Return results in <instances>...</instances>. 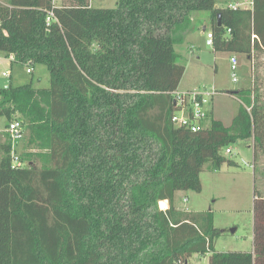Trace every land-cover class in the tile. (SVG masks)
Segmentation results:
<instances>
[{
  "label": "trees",
  "instance_id": "trees-1",
  "mask_svg": "<svg viewBox=\"0 0 264 264\" xmlns=\"http://www.w3.org/2000/svg\"><path fill=\"white\" fill-rule=\"evenodd\" d=\"M60 3H0V54L12 57L0 117L20 123L31 150L21 151L22 140L12 149L6 134L0 264H189L193 256L264 264L260 191L250 252H216L221 232L211 212L174 206L176 192L201 191L204 170L235 166L223 154L238 141L253 143L255 181L257 162L264 165V0L235 10L216 0H119L111 9ZM193 12L207 14L214 52L250 64L243 84L227 92L240 102L231 125L209 110L195 133L171 123L185 71L175 46ZM37 68L46 87L24 82ZM13 151L23 168H12Z\"/></svg>",
  "mask_w": 264,
  "mask_h": 264
},
{
  "label": "rangeland",
  "instance_id": "rangeland-1",
  "mask_svg": "<svg viewBox=\"0 0 264 264\" xmlns=\"http://www.w3.org/2000/svg\"><path fill=\"white\" fill-rule=\"evenodd\" d=\"M53 1L56 5L61 4L60 0ZM118 1L89 0V3L94 8L111 9L115 8ZM226 1L233 4L235 0ZM245 1L248 0H239V4L244 5ZM0 3L5 4L6 0H0ZM242 9L247 8L242 7ZM190 18L192 22L190 29L184 35V43L175 46L176 53L180 55V63L185 68L177 90L178 92L214 91L216 94L211 97L205 109L212 111L215 120L229 127L239 111L240 102L227 92L241 86V74L245 70H250V64L244 56H236L237 71L233 73L230 54L214 52L212 47L205 46L206 33L202 34L201 29L206 22L207 14L193 12ZM3 73L10 74L9 60L0 56V89L7 86L9 82L8 77L2 76ZM31 78L40 80L35 83V86L48 85V75L44 69L37 68L33 74L25 75L24 82ZM22 82L23 78L21 80L17 78L14 84ZM8 122L5 117H0V159L3 157L2 146L6 144ZM19 145L22 152L31 151L26 146L25 130ZM252 145V141L249 140L238 141L228 147L231 153L227 154L225 151L223 155L232 160L235 166L224 165L216 172L204 170L199 176L201 184L199 193L179 191L174 195V206L179 211L211 212L214 228L221 232L215 241L216 252H250L252 250V207L255 190L260 191L264 196V165L261 161L257 162L255 181ZM161 204L166 210L168 209L167 201L160 202L159 209ZM232 229H235L234 233H231ZM189 264H208V256L202 258L193 256Z\"/></svg>",
  "mask_w": 264,
  "mask_h": 264
},
{
  "label": "built area",
  "instance_id": "built-area-1",
  "mask_svg": "<svg viewBox=\"0 0 264 264\" xmlns=\"http://www.w3.org/2000/svg\"><path fill=\"white\" fill-rule=\"evenodd\" d=\"M231 9L241 8L239 4H230L228 5ZM52 14L50 13L46 18L47 23L51 21ZM213 36L212 32L208 31L206 33V45L209 47L213 46ZM9 63L12 61V57L8 58ZM231 70L233 73L237 71V58L232 55L231 58ZM27 73H30V70H27ZM3 77H9V73L2 74ZM235 81V80H234ZM216 93L212 92H197V91H185V92H174V112L171 116V123L176 128H183L190 132H198L206 128V124H203L202 121L205 118L206 106L209 104V100ZM6 134L12 143V149L15 148V144L23 138V131L21 130L20 123L17 121H12L8 123L6 128ZM226 153H231L230 150L226 149ZM24 167L17 154L13 151L12 153V168L21 169ZM163 206V204H161ZM160 207L161 211H165L166 208Z\"/></svg>",
  "mask_w": 264,
  "mask_h": 264
},
{
  "label": "crops",
  "instance_id": "crops-1",
  "mask_svg": "<svg viewBox=\"0 0 264 264\" xmlns=\"http://www.w3.org/2000/svg\"><path fill=\"white\" fill-rule=\"evenodd\" d=\"M6 2H7V0H6ZM234 3H237V4H239V0H235L234 2H233V4ZM231 3L229 2V3H227V1L226 0H216V5L218 6V7H226V6H228V5H230ZM244 5H240V7L242 8H250V6H251V0H248L247 2L245 1V3H243ZM208 19H206V22H205V24L203 25V27H202V29H201V33L202 34H204V33H207L208 31H210L209 30V27L207 26L208 24V21H207ZM205 46H207L206 45V40H205ZM207 47H209V46H207ZM0 56H2L1 54H0ZM232 56V55H231ZM3 57V56H2ZM241 84H243L242 83V81H241ZM178 91V90H177ZM21 143V142H20Z\"/></svg>",
  "mask_w": 264,
  "mask_h": 264
},
{
  "label": "water",
  "instance_id": "water-1",
  "mask_svg": "<svg viewBox=\"0 0 264 264\" xmlns=\"http://www.w3.org/2000/svg\"><path fill=\"white\" fill-rule=\"evenodd\" d=\"M218 20H219V17H218ZM173 105H174V104H173ZM234 232H235V229H232V230H231V233H234Z\"/></svg>",
  "mask_w": 264,
  "mask_h": 264
}]
</instances>
